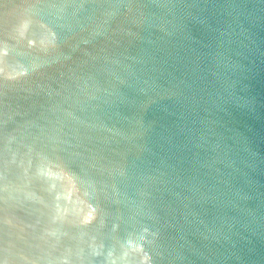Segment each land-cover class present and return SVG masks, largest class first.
<instances>
[{
    "label": "water",
    "instance_id": "95a60500",
    "mask_svg": "<svg viewBox=\"0 0 264 264\" xmlns=\"http://www.w3.org/2000/svg\"><path fill=\"white\" fill-rule=\"evenodd\" d=\"M0 264H264V0H0Z\"/></svg>",
    "mask_w": 264,
    "mask_h": 264
}]
</instances>
